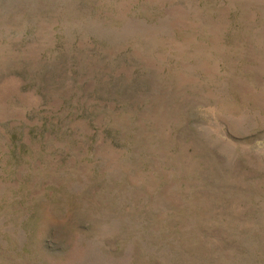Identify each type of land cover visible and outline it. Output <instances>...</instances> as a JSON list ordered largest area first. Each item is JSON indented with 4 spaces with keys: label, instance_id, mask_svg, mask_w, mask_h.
Masks as SVG:
<instances>
[{
    "label": "rangeland",
    "instance_id": "1",
    "mask_svg": "<svg viewBox=\"0 0 264 264\" xmlns=\"http://www.w3.org/2000/svg\"><path fill=\"white\" fill-rule=\"evenodd\" d=\"M0 264H264V0H0Z\"/></svg>",
    "mask_w": 264,
    "mask_h": 264
}]
</instances>
